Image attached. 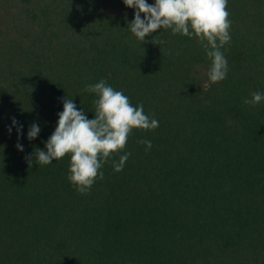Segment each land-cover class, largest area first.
Instances as JSON below:
<instances>
[{
    "label": "trees",
    "instance_id": "trees-1",
    "mask_svg": "<svg viewBox=\"0 0 264 264\" xmlns=\"http://www.w3.org/2000/svg\"><path fill=\"white\" fill-rule=\"evenodd\" d=\"M227 10L228 72L212 83L195 38L160 29L142 44L123 0H0V264H264V101L243 103L264 94V0ZM100 80L159 126L134 129L81 195L69 156L25 157L45 148L65 99L95 118L86 86Z\"/></svg>",
    "mask_w": 264,
    "mask_h": 264
},
{
    "label": "clouds",
    "instance_id": "clouds-1",
    "mask_svg": "<svg viewBox=\"0 0 264 264\" xmlns=\"http://www.w3.org/2000/svg\"><path fill=\"white\" fill-rule=\"evenodd\" d=\"M123 3L135 10L134 19L128 21L127 29L137 41L144 44L146 37L160 29H170L173 35L195 38L211 61L209 80L219 83L226 78L228 61L221 49L231 41L228 0H155L154 4H149L147 0H123ZM155 37L152 42L161 45L163 41ZM86 91L96 94L95 118L89 119L83 110H77L73 99H65L63 111L58 113L57 127L45 142V148H37L34 155L25 157L31 167L34 158L39 166H44L69 156L67 179L81 195L91 191L97 178H104L101 171L104 164L126 149L134 129L154 131L159 126L158 120L144 113L142 103L134 107L128 96L109 86L105 80L87 85ZM262 101L264 94L256 91L243 103L255 107ZM13 126L19 141L23 136V125L13 118L9 134ZM40 131L39 125L32 123L27 138L34 140ZM137 142L146 146L145 151L152 147L150 140ZM16 146L23 151L21 143ZM130 155V152H125L119 155L118 161L112 159L114 171H122Z\"/></svg>",
    "mask_w": 264,
    "mask_h": 264
}]
</instances>
